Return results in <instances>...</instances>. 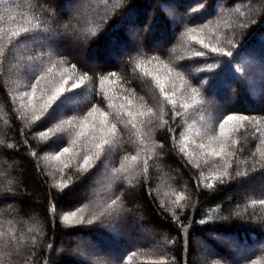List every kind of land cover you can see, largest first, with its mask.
<instances>
[{
	"label": "trees",
	"instance_id": "1",
	"mask_svg": "<svg viewBox=\"0 0 264 264\" xmlns=\"http://www.w3.org/2000/svg\"><path fill=\"white\" fill-rule=\"evenodd\" d=\"M66 1L0 0V264H264V0Z\"/></svg>",
	"mask_w": 264,
	"mask_h": 264
},
{
	"label": "rangeland",
	"instance_id": "2",
	"mask_svg": "<svg viewBox=\"0 0 264 264\" xmlns=\"http://www.w3.org/2000/svg\"><path fill=\"white\" fill-rule=\"evenodd\" d=\"M82 1H84V0H68V1L65 2L64 7L66 9H68L69 11H73L74 9H76V7L77 8L79 7V5H80V3H82ZM191 6L193 7L194 5H191ZM151 7L152 6H150V8H149V10L147 12V15H148L147 17L148 18L146 19V24L145 25L143 23L137 24L138 22L137 23H133V22L132 23H127V25L126 24L124 25V30H125L124 31V35H125L124 41L126 39L127 42H128L127 44H118V45H114L112 47L109 46V48H110L109 54L112 55L113 58H115L116 63H119V61L121 60L122 55L125 54V52L127 51L128 47L130 48V47H137L138 46L137 47L138 49L139 48H144L143 45L145 43H144V40L141 38V36H142L143 32L148 28L147 24H149V20H150V18L152 17V15L154 13V11L151 10ZM179 7L180 6L177 5V6L172 7L171 9L174 10V11H177L178 10L177 8H179ZM70 9H72V10H70ZM186 10L189 11L190 9L186 8ZM186 10H182L181 12H179V14L175 13V12H174L175 14H170L171 15L170 16L171 20L173 22H175V24H178V22L180 21V19L182 18L183 14H184V11H186ZM218 12H219V8H215L214 13H218ZM139 22H140V19H139ZM160 30L161 29L159 28L158 31H160ZM162 38H163V40L159 39V40H156L155 42H153L154 45L158 46V47H161V44L166 39L164 37H162ZM72 43H73V45L78 47V49H80L81 45L84 44L85 42H83V41H81L80 39L77 38V39H73ZM61 48L62 49H67L66 46H62ZM82 57L84 59V62H86L87 64H90L91 66L95 65V63L93 62L94 60L87 59L83 55H82ZM261 79L264 80V78H257V77H254V76L251 77L249 79L250 80V83H249L250 85H248V88H250V90H252L253 87H255V85H256L255 83L258 80H261ZM228 91L229 92H227V94L229 93L230 97L228 98L227 101H225L226 103H229L230 101H232L235 98L234 90L229 88ZM224 100L216 98V103L218 105L221 104V106H222V104H226V103H224ZM70 103H71L70 101H67V102H64L63 105L67 106ZM62 108L63 107H60L59 109L56 110V112L58 110L62 111ZM256 187L257 188L255 189V192L264 193V184H258ZM0 209H2L1 205H0ZM116 235L118 237H120V239H124L125 240V244H124V241H123L119 246L117 245L116 248H112L113 250L110 249L111 251H104V250L99 251V249H97V246L93 245L94 248H96L98 250V251H96L97 254L103 252L104 256H107V257H109L112 260H116L121 255V253L124 252V250H126L127 247H136V248H138V247H140V248L150 247V246H152V244H154L156 241H158V239H157L158 236L156 234H151L150 232H148L146 230H142L140 228V226L134 227L132 230H130L128 232H124L123 230L122 231L119 230V232ZM127 237H129V238H127ZM224 238L222 239V242H225V243H227L229 241L232 242V243L235 242L233 239L231 240V238H228L227 236L224 237ZM84 242L87 243V244L91 243V241L89 239L86 240V241L84 239ZM80 243L82 244V242H80ZM195 244H196V247L198 248V251H200L202 253V255L195 256V260L197 262L198 261L202 262L206 255L212 254L214 252L213 250L210 251V247H209L208 243H206L205 240L202 239L201 237L195 239ZM90 245H92V243ZM250 251H251L250 248L242 246V250H241L242 253H248ZM95 263L100 264V262H97V259H95Z\"/></svg>",
	"mask_w": 264,
	"mask_h": 264
},
{
	"label": "snow or ice",
	"instance_id": "3",
	"mask_svg": "<svg viewBox=\"0 0 264 264\" xmlns=\"http://www.w3.org/2000/svg\"><path fill=\"white\" fill-rule=\"evenodd\" d=\"M15 35V34H14ZM213 51H216V49H213ZM229 55H230V53H228ZM161 92H163V86H161ZM59 93H57V95H58ZM51 99L52 100H55L56 99V95H53L52 97H51ZM233 119H236V117H234V116H228L227 117V120H233ZM114 127V126H113ZM105 143H107V141H105ZM98 147H99V145H98ZM64 151L65 152H68L69 150L67 149V148H65L64 149ZM220 153H215V155H219ZM90 158H85V164H87L88 163V160H89ZM133 159H135V157L133 158ZM72 216H75V213H72L71 214ZM64 220H66V221H70L71 220V216H65L64 217Z\"/></svg>",
	"mask_w": 264,
	"mask_h": 264
}]
</instances>
